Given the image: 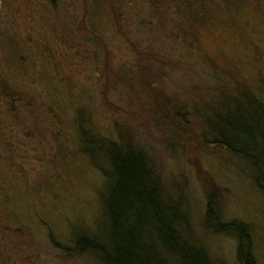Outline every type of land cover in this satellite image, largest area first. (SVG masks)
Here are the masks:
<instances>
[{
	"label": "rangeland",
	"instance_id": "obj_1",
	"mask_svg": "<svg viewBox=\"0 0 264 264\" xmlns=\"http://www.w3.org/2000/svg\"><path fill=\"white\" fill-rule=\"evenodd\" d=\"M179 1L0 0V264H96L65 253L77 229L100 223L108 190L80 153V126L106 172L94 134L120 131L184 180L197 209L203 187L222 194L264 264L251 167L213 147L196 114L227 87L264 103V0H203V16ZM207 242L236 264L233 239Z\"/></svg>",
	"mask_w": 264,
	"mask_h": 264
},
{
	"label": "trees",
	"instance_id": "obj_2",
	"mask_svg": "<svg viewBox=\"0 0 264 264\" xmlns=\"http://www.w3.org/2000/svg\"><path fill=\"white\" fill-rule=\"evenodd\" d=\"M254 94L227 87L219 96L226 101L196 114L213 147L249 163L252 183L264 196V103ZM78 129L80 153L107 179L108 190L102 220L92 230L77 229L69 236L66 254L96 264H224L207 241L229 237L235 242L236 264H257L251 225L225 219L222 194L203 187V206L197 209L184 180L162 173L153 157L120 131L110 139L94 134L107 158L106 172L97 164L93 133Z\"/></svg>",
	"mask_w": 264,
	"mask_h": 264
},
{
	"label": "flooded vegetation",
	"instance_id": "obj_3",
	"mask_svg": "<svg viewBox=\"0 0 264 264\" xmlns=\"http://www.w3.org/2000/svg\"><path fill=\"white\" fill-rule=\"evenodd\" d=\"M185 1L187 4L184 6V8H187L188 11H193V13H191L190 15H195V16L205 15L203 11L205 10L206 5L203 0H185ZM178 3H181V0ZM200 3H202V5ZM2 4L0 7H2Z\"/></svg>",
	"mask_w": 264,
	"mask_h": 264
}]
</instances>
